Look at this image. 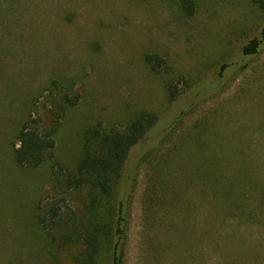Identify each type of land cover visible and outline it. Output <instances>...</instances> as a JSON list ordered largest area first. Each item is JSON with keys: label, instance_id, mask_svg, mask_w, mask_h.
<instances>
[{"label": "rangeland", "instance_id": "1", "mask_svg": "<svg viewBox=\"0 0 264 264\" xmlns=\"http://www.w3.org/2000/svg\"><path fill=\"white\" fill-rule=\"evenodd\" d=\"M190 1L191 15L182 0H0V264H74L79 246L62 237L89 215L65 178L84 131L142 111L158 116L148 154L98 213L110 221L125 201L124 264H264V9ZM27 119L56 127L38 168L13 159Z\"/></svg>", "mask_w": 264, "mask_h": 264}, {"label": "trees", "instance_id": "2", "mask_svg": "<svg viewBox=\"0 0 264 264\" xmlns=\"http://www.w3.org/2000/svg\"><path fill=\"white\" fill-rule=\"evenodd\" d=\"M252 1L260 9H264V0ZM181 4L186 14H193L190 0H182ZM260 36H264V28L260 31ZM260 42V37L251 38L242 46V53L246 56L256 54ZM144 60L153 72H159L162 65H165L164 59L153 54H147ZM167 90L169 100L174 101L178 95L176 87L169 86ZM157 123L158 116L155 113L142 111L124 127L103 128L97 123L84 131L81 159L75 170L66 174L65 178L67 189L85 191V209L89 215L76 237H62L65 244L73 241L79 246L78 254L73 257L74 264H98L97 259L105 242L110 244L109 264H124L125 201L121 198L118 200L117 206L112 210L115 218L110 221L98 218V213L103 201L112 198L117 185L125 177L128 188L132 186L137 165L148 154L147 148H150L145 143L146 138ZM55 130L56 127H51L43 133L36 120H25L12 142L15 163L20 167L38 168L44 161L52 158ZM50 213L54 218L59 215V210L50 208Z\"/></svg>", "mask_w": 264, "mask_h": 264}]
</instances>
